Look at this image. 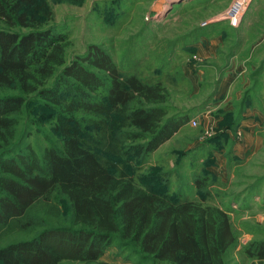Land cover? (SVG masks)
<instances>
[{"label": "trees", "instance_id": "1", "mask_svg": "<svg viewBox=\"0 0 264 264\" xmlns=\"http://www.w3.org/2000/svg\"><path fill=\"white\" fill-rule=\"evenodd\" d=\"M51 18L46 0H0V235L36 224L32 206L53 192L67 202L68 224L45 225L0 245V264H91L115 239L160 264H225L236 242L225 210L143 188L102 156L144 158L186 124L189 113L169 114V93L160 82L122 76L98 45L65 63V36L47 25ZM30 94L58 105L66 100L60 105L66 112L96 116L84 119L95 131L92 143L82 140L76 118L58 116V148H44L42 159L29 147L28 153L13 148L16 114ZM242 112L230 128L238 127ZM243 252L264 259V239L248 242Z\"/></svg>", "mask_w": 264, "mask_h": 264}, {"label": "rangeland", "instance_id": "2", "mask_svg": "<svg viewBox=\"0 0 264 264\" xmlns=\"http://www.w3.org/2000/svg\"><path fill=\"white\" fill-rule=\"evenodd\" d=\"M46 2L52 12L47 25L65 36V63L83 54L90 45H98L111 55L122 76L133 74L148 83L160 82L169 93L166 103L169 114L189 113L187 123L144 158L124 160L112 155L102 156L112 166L124 169L143 188L168 193L176 202L196 200L225 210L236 236L235 245L225 256V264H264V259L248 257L243 252L248 242L264 239V100L261 106L256 104L262 109L263 119L253 126L250 134L258 140L247 146L241 139L242 131L238 127L230 128L229 124L240 109L244 111L243 105L248 100L254 102V93L246 97V103L241 99L243 93L239 98L232 97L225 105L232 107L229 110L216 105L213 110L210 108L217 100L214 95L222 70L230 60L223 53V47L211 59L198 61L197 56L194 58L189 38L197 27L206 28L209 24L204 19L207 11L197 12L203 5L186 6L185 0ZM204 21L207 24L203 26ZM13 29L25 31L24 28ZM255 62L247 63L250 66ZM88 67L106 77L102 71ZM52 81L51 78L48 85ZM253 81L254 92L264 90V78ZM249 87L252 89L253 84ZM63 89L60 88L59 95L65 99ZM92 95L99 98V93ZM65 101L60 105L66 104ZM60 105L35 94L27 96L16 114L13 148L28 153L29 147L39 159H42L44 148H58L61 141L56 131L58 116L76 118L81 124L82 140L92 143L95 131L84 119L97 120V117L81 110L66 112ZM207 109L210 112L205 118L221 116L213 126L203 118ZM132 143L135 142L121 140L122 145ZM236 146L241 150L239 154ZM198 182L201 187L197 186ZM49 207H54L55 211ZM31 215L36 218V224L1 234L0 245L29 238L45 225H67L68 205L61 195L53 192L49 200L32 206ZM99 262L160 264L119 239L108 245L98 261L91 264ZM59 264L82 263L62 261Z\"/></svg>", "mask_w": 264, "mask_h": 264}, {"label": "crops", "instance_id": "3", "mask_svg": "<svg viewBox=\"0 0 264 264\" xmlns=\"http://www.w3.org/2000/svg\"><path fill=\"white\" fill-rule=\"evenodd\" d=\"M234 1L236 0H185L186 6L203 5L200 7L202 10L196 9L199 13L201 11L206 13L207 11L204 19H207L209 23L201 34L191 35L190 38L193 37V39L189 38L188 43L194 47L193 54L197 56L198 61L213 58L222 47L223 53L230 60L229 65L222 70L223 74L219 79L218 89L214 95L217 100L210 106L212 110L215 105L223 107V110H229L232 107L225 105L232 97L239 98L243 93L241 99L243 101L245 99L244 103H246V97L254 93V96L252 95L255 99L254 104L252 100H248L245 106L243 105L244 111L238 126V129L243 133L241 138L243 144L247 146L254 140H258L256 136H254L256 139H253L250 134L253 126L263 119L262 109L257 105H262L264 90L254 92L255 81L253 80L264 78V0H249L237 25H231L226 21L217 19ZM207 8L208 10H206ZM254 60L257 63L249 66L247 62H254ZM250 82L253 84L252 89L249 87L251 86ZM209 112L207 109L203 118L208 116ZM208 118H205V122L213 126L221 119V116L212 115ZM237 146V152L238 150L241 151Z\"/></svg>", "mask_w": 264, "mask_h": 264}, {"label": "built area", "instance_id": "4", "mask_svg": "<svg viewBox=\"0 0 264 264\" xmlns=\"http://www.w3.org/2000/svg\"><path fill=\"white\" fill-rule=\"evenodd\" d=\"M249 0H236L230 7L224 10L217 19L227 20L231 25H237L240 21L241 15L244 12ZM207 22H203V26L206 25ZM196 58V55L194 56ZM192 124L195 125V121L192 120Z\"/></svg>", "mask_w": 264, "mask_h": 264}]
</instances>
